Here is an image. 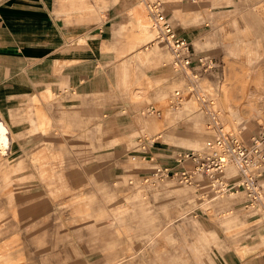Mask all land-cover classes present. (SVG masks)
I'll use <instances>...</instances> for the list:
<instances>
[{
	"label": "rangeland",
	"instance_id": "1",
	"mask_svg": "<svg viewBox=\"0 0 264 264\" xmlns=\"http://www.w3.org/2000/svg\"><path fill=\"white\" fill-rule=\"evenodd\" d=\"M162 1L168 6L177 0ZM73 2L76 6L81 2L80 9L96 18L93 3ZM201 3V8L194 6L197 10L173 9V18L212 27L208 38L216 46L215 59L205 57L211 67L201 73L190 93L185 91L186 78L179 77L173 78L168 92L154 97L161 118L146 116L149 125L143 133L149 137L185 118L191 122L183 134L188 149L201 148L210 137L209 99H216L214 108L224 129L229 130L230 120L229 132L242 139L264 127V0ZM143 11L151 21L148 26L137 22L136 28L134 24L123 28L127 41L118 56L149 42L146 46L153 43V48L140 50L138 60L150 66L169 63L170 50L152 41L151 26L156 28ZM131 32H137L136 38ZM121 68L131 69V62L125 60ZM158 82L137 67L118 77V85L129 91L135 106H147L145 85ZM174 90H183L184 98L171 106ZM52 98L50 90L32 97L35 121L27 132L40 134L23 152L16 149L14 135L0 117L7 138L5 149L0 147V264H215L229 242L240 258L254 250L264 252V218L248 216L252 211L245 209L242 188L227 196L232 190L214 193L176 178L161 180L145 158L131 161L120 179L104 183L91 166L94 145H85L90 138L87 123L76 122L62 107L56 109L59 119L53 120L45 111L51 115ZM27 113L32 117V111ZM96 130L98 138L99 125ZM171 135L158 140L171 142ZM254 227L262 229L253 232ZM246 234L250 235L242 237Z\"/></svg>",
	"mask_w": 264,
	"mask_h": 264
},
{
	"label": "crops",
	"instance_id": "2",
	"mask_svg": "<svg viewBox=\"0 0 264 264\" xmlns=\"http://www.w3.org/2000/svg\"><path fill=\"white\" fill-rule=\"evenodd\" d=\"M70 1L0 0V117L13 133L16 149L23 152L38 139L36 136L40 133L30 135L27 132L35 121L30 104H33V96L39 97L50 90L54 95L51 115L44 103L42 108L53 120L59 119L56 109L62 107L74 115L76 122L87 123L90 138L85 145H94L91 166L104 183L120 179L130 168L131 161L137 162L140 158L152 165L178 168L174 154L188 149L183 136L191 122L180 118L168 124L162 133H149L151 136L145 137L143 133L149 118L141 111L146 106H135L129 91L118 85L119 72L130 73L134 67L139 68L151 80H159L157 84L143 87L146 91L143 104L155 106L154 97L168 92L173 78H185L164 61L150 66L138 60L139 51L151 50L153 43L149 46H146L149 42L144 43L118 56L119 49L127 41L123 28H130L131 24L135 27L134 12L143 16L141 6L147 12L144 4L139 0H88L97 10L96 18H92L88 10L80 9L81 2L76 6ZM202 5L201 0H177L162 6L176 34L190 42L193 64L201 57L216 56V46L208 38L213 33L212 27L206 28L203 23L196 22L182 23L173 18V9L186 6L196 9L194 6L201 8ZM131 33L136 38L137 32ZM159 49L166 52L165 48ZM125 60L131 62V69L122 70ZM171 72L175 74L171 76ZM28 110L32 111V117ZM167 129L173 132L172 141L158 140L159 137L169 138ZM135 131L136 134L128 137ZM5 132L0 123V136L7 141ZM126 136L128 138H123ZM115 138L118 139L114 141ZM6 145L5 142L2 148ZM197 187L207 188L204 180ZM257 228L254 227L253 232L262 229ZM247 235L250 234L242 237ZM215 264H264V252L254 250L240 258L231 251L229 242Z\"/></svg>",
	"mask_w": 264,
	"mask_h": 264
},
{
	"label": "built area",
	"instance_id": "3",
	"mask_svg": "<svg viewBox=\"0 0 264 264\" xmlns=\"http://www.w3.org/2000/svg\"><path fill=\"white\" fill-rule=\"evenodd\" d=\"M139 1L144 4L157 29L153 41L168 47L171 54L169 65L174 72L185 76L188 82L185 91L187 94L190 93L197 86V79L201 73L211 65L204 57L199 58L197 64H193L191 44L174 31V27L164 14L162 0ZM183 98V90H174V100L169 101V105L180 104ZM141 114L161 117V110L150 104L141 111ZM210 121L212 134L201 148L177 151L174 160L176 167H179H162L154 164L153 175L161 180L168 177L176 178L180 182L196 186L204 180L208 190L214 193H226L242 188L246 195V210L264 218V189L261 181L264 172V127L244 140L238 134L224 129L217 112L211 113ZM230 167L235 168L236 175L229 174ZM196 176H200V179H195Z\"/></svg>",
	"mask_w": 264,
	"mask_h": 264
},
{
	"label": "bare ground",
	"instance_id": "4",
	"mask_svg": "<svg viewBox=\"0 0 264 264\" xmlns=\"http://www.w3.org/2000/svg\"><path fill=\"white\" fill-rule=\"evenodd\" d=\"M141 9H142V11H143V8L141 7ZM134 14H136L135 15V17H136V21L140 24V25H144V26H148V24H149V22L151 21L150 20V18H148V16L144 13V11H143V16L142 15H140L139 14V12L138 11H136L135 10V12H134ZM154 27H155V25H154ZM156 28V27H155ZM151 29H152V31L155 33V36H156V31H157V29H156V31H155V29H153V26H151ZM153 41V40H152ZM151 41V42H152ZM199 88H200V92L202 93V96H203V91L201 90V87H200V85H199ZM196 97V96H195ZM196 99L199 101V100H201V102L203 101V99L201 98V96H200V98H198V97H196ZM209 100H212V103H211V111H214V112H216V109L214 108L215 106H216V104H214V102L216 101V99H209ZM218 113V112H217ZM218 115H219V118L221 119V121H223L222 120V118H221V116H220V114L218 113ZM228 123L229 124H227V125H229L227 128L229 129L228 131H231V122H230V120L228 121ZM224 127V126H223ZM233 128V127H232ZM208 130H209V133H210V135L212 134V129H211V127L208 125ZM5 142H6V140H5V138H4V136L3 135H1L0 136V147L2 148L3 146H4V144H5ZM231 170V175H236V170H235V168L234 167H230L229 168V171ZM195 179H200V176H196L195 177ZM240 191H238V190H232L227 196H233V195H236V194H238ZM245 209H247V207L245 206Z\"/></svg>",
	"mask_w": 264,
	"mask_h": 264
}]
</instances>
